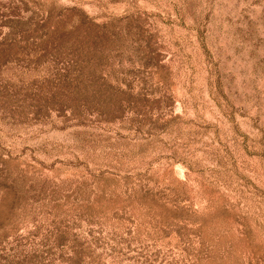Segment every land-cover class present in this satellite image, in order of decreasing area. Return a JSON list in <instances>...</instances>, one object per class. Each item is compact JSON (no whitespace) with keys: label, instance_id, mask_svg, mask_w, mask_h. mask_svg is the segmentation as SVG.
Masks as SVG:
<instances>
[{"label":"rangeland","instance_id":"rangeland-1","mask_svg":"<svg viewBox=\"0 0 264 264\" xmlns=\"http://www.w3.org/2000/svg\"><path fill=\"white\" fill-rule=\"evenodd\" d=\"M0 264H264V0H0Z\"/></svg>","mask_w":264,"mask_h":264}]
</instances>
